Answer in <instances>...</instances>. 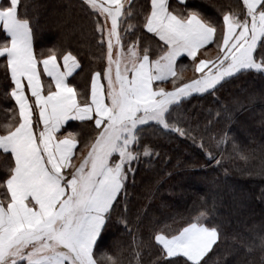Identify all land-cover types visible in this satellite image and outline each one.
<instances>
[{"label":"snow or ice","instance_id":"6c2138e0","mask_svg":"<svg viewBox=\"0 0 264 264\" xmlns=\"http://www.w3.org/2000/svg\"><path fill=\"white\" fill-rule=\"evenodd\" d=\"M20 3H0V28L6 34L0 57L6 60L10 96L18 107V118L0 125V151L14 161L0 182V264H117L107 253L97 255V248L120 197H127L133 163L152 152L141 142L144 127L158 125L183 136L184 129L169 123L171 110L183 98L214 92L238 73L264 76V0H242V13L225 12L219 38L216 25L200 12L150 0L139 15L142 28L162 42L155 59L147 45L140 48L139 37L127 46L123 42L122 32L135 27L131 0H84L97 17L107 65L103 73L92 74L90 96L83 98L69 80L81 68L79 60L71 52L58 60L51 49L38 55ZM209 44L219 52L197 62L198 52ZM185 56L199 73L187 81L182 76L186 65L177 66ZM169 79L171 90L154 87ZM70 120L94 123V138L82 145L86 153L75 152L76 133H62ZM225 142L226 137L218 141ZM205 215L154 234L157 264H207L220 231L204 221Z\"/></svg>","mask_w":264,"mask_h":264},{"label":"trees","instance_id":"16d2710c","mask_svg":"<svg viewBox=\"0 0 264 264\" xmlns=\"http://www.w3.org/2000/svg\"><path fill=\"white\" fill-rule=\"evenodd\" d=\"M131 3L135 18L130 22L135 27L122 32L123 42L127 46L139 37L140 48L147 45L150 59H155L162 42L142 28L139 15L150 0ZM170 7L200 12L216 25L217 38L223 30V14L243 12L242 0H186L184 4L171 0ZM18 10L30 20L38 55L51 49L58 58L66 52L77 57L81 68L69 80L82 98L90 96L91 76L103 73L107 61L106 45H101L96 31L97 17L84 0H21ZM218 52L211 44L200 51L197 62L213 59ZM180 64L186 65L185 81L198 76L192 60ZM10 85L7 74L1 76L0 125L13 119L6 116L12 106ZM162 87L171 90L173 84L170 80ZM169 123L184 129L185 135L158 125L144 127L141 142L152 152L133 163L127 197H120L97 255L107 253L117 264H157L159 245L154 234L159 230L167 234L205 213V222L220 231V240L205 257L207 264H264V76L238 73L221 81L214 92L193 93L171 110ZM69 131L80 141L77 154L86 153L82 145L94 138V123L72 122L62 133ZM221 137H226L225 143H218ZM0 161L2 182L10 166ZM75 162L79 163L76 156Z\"/></svg>","mask_w":264,"mask_h":264},{"label":"crops","instance_id":"0c3cea01","mask_svg":"<svg viewBox=\"0 0 264 264\" xmlns=\"http://www.w3.org/2000/svg\"><path fill=\"white\" fill-rule=\"evenodd\" d=\"M174 2H176V3H179V4H184L185 2H186V0H173ZM9 2V0H0V3H3V4H7ZM170 2H171V0H169V4H170ZM151 34V33H150ZM5 33L3 32V30H2V28H0V41H2L4 38H5ZM153 35V34H152ZM211 44H209L208 46H210ZM208 46H206V47H208ZM202 50V49H201ZM200 50V51H201ZM199 53L200 52H198V54H197V56L199 55ZM184 59H187V60H191L190 58H187L186 56L185 57H182V58H180V59H178V61H177V66L179 65V63L181 62V60H184ZM58 60H60V58H58ZM208 67H211V65H208ZM206 69V68H205ZM79 70V69H78ZM78 70L75 72V73H73V75H75L77 72H78ZM7 74V76L9 77V80H10V73H9V71H8V69H7V66H6V60H5V58L4 57H0V79H1V76L3 77V76H5ZM69 79H71V77L69 78ZM171 79H169L168 81H170ZM42 81H44L45 82V84L47 83V78L45 77V76H43L42 75ZM168 81H165L164 83H162V84H165L166 82H168ZM103 82V81H102ZM162 84H160V82H156L155 84H154V87L156 86V85H159V86H162ZM10 98H11V96H10ZM11 101H12V106L10 107V111H8L7 113L9 114H6V116L7 117H11V118H13V117H16V118H18V107L15 105V101H14V99L13 98H11ZM34 119H35V117H34ZM72 122H80V121H77V120H70V121H68L67 123H66V125H65V127L68 125V124H70V123H72ZM64 127V128H65ZM58 135H59V133H58ZM77 148H78V144H77ZM77 148H76V150H75V152L77 153ZM0 160H4V161H6L7 162V164L9 165V166H12L13 165V163H14V161H13V159H12V157L10 156V154H8V153H3L2 151H0ZM74 160H75V155H74ZM0 163H1V161H0ZM7 174H8V171H7ZM3 191V189H0V192H2Z\"/></svg>","mask_w":264,"mask_h":264},{"label":"rangeland","instance_id":"374dc122","mask_svg":"<svg viewBox=\"0 0 264 264\" xmlns=\"http://www.w3.org/2000/svg\"><path fill=\"white\" fill-rule=\"evenodd\" d=\"M205 71H207V68L205 69ZM197 75H199V73H197ZM221 83V82H220ZM205 218V217H204ZM204 221H205V219H204Z\"/></svg>","mask_w":264,"mask_h":264}]
</instances>
